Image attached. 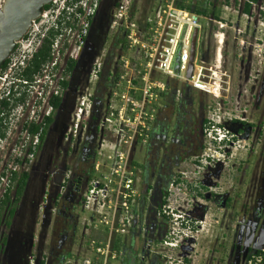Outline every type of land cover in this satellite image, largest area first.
<instances>
[{
	"label": "built area",
	"instance_id": "obj_1",
	"mask_svg": "<svg viewBox=\"0 0 264 264\" xmlns=\"http://www.w3.org/2000/svg\"><path fill=\"white\" fill-rule=\"evenodd\" d=\"M103 1L51 0L15 41V49L0 71V192L3 195L10 192L12 182L16 181L14 175L19 177L32 170L47 119L52 120L49 130L55 125L66 96H73L62 137L69 151L88 132L96 94L103 89L106 96L97 126L99 132L103 131L98 158L82 200L83 209L90 215L84 224L82 241L63 264H113L128 254L132 231L144 230L143 224L135 225L140 179L139 168L133 161L134 147L146 143L154 109L162 96L183 83L213 94L218 74L217 69L212 71V87L206 86L205 67L201 66L204 61L200 57L204 16L180 6L178 0H114L102 34L103 42L76 82L74 76L86 60L91 26ZM214 22L218 29L213 37L220 44L224 36L222 29L228 21L222 18ZM194 31L195 53L191 75L187 77ZM111 37L113 44L109 45ZM43 49L46 58L34 71L33 60ZM218 56L215 54L214 59ZM69 64L73 67L69 68ZM179 91V88L173 90ZM56 100H60L58 107L54 105ZM208 125L206 137L210 145L228 141L216 120H209ZM70 174L66 169L59 184L60 192ZM169 193V206L172 202L176 206L177 198L171 186ZM49 194L45 190L43 204L49 202ZM169 206L161 210L168 217V229L160 245L177 250L178 255L154 252L156 246L145 242L136 253L137 258L144 259V252L148 251L165 258L164 264H187L180 248L192 237L193 223L184 219L182 213L171 211ZM248 262L263 264L254 256ZM30 264H34L33 260Z\"/></svg>",
	"mask_w": 264,
	"mask_h": 264
},
{
	"label": "rangeland",
	"instance_id": "obj_2",
	"mask_svg": "<svg viewBox=\"0 0 264 264\" xmlns=\"http://www.w3.org/2000/svg\"><path fill=\"white\" fill-rule=\"evenodd\" d=\"M249 1L178 0V3L182 5H193L196 8L206 10L202 21L203 34L200 54L204 61L201 66L205 67L206 86L212 87V71L217 69L215 71L218 73L217 75L220 76L222 74V76L220 77L219 96H215L210 92L196 90L188 83L177 84L174 87L175 89L179 88L180 92H183L185 88L192 90L196 94L197 102L203 112H205L206 120L208 122L209 120H216V124L223 127L227 135L226 140H228L217 144V146L210 145L209 139L206 137L209 125L205 126L204 145L202 150L198 152L200 163L192 170V175H185V180L188 184H191V188L188 187L184 194H178L180 198H185L184 202L188 204L181 208L182 216L187 213L192 216L195 213L201 215L198 218L200 220L198 221L200 229L197 228V232L194 231L192 233V237L196 240V245H194L196 256L191 264H249V258L254 256L255 250L264 251V233L262 234L260 231L262 228L259 222H254L253 219L255 208L260 207L264 203V0L252 2L249 12H246L245 6ZM107 2L108 5L106 3L103 6L101 13L94 21L92 37L87 46L88 54L86 55V60L78 67L76 78L82 76V72L85 71L88 62L96 54L97 43L100 42L105 27L104 24L111 8L109 5L110 0ZM3 3L4 0H0V7H2ZM225 4L227 6L226 11H224ZM222 18L228 21V25L222 29L224 36L222 43L219 44L213 37V32L218 29V25L214 20L218 21ZM215 54L219 55L217 60L214 59ZM214 63L216 64L215 67ZM261 77L263 78L260 82L259 79ZM76 78V82L81 79ZM171 95L173 97L178 96L176 93ZM72 106L73 96L68 95L65 97L64 106L56 115L55 125L48 130L41 144L35 169L32 172V168L29 173V179L23 194L15 205L13 223L6 230L3 220L7 216V209L2 211L0 233L6 231L8 237L7 242L0 249V264H6L5 255L9 253L10 247L14 249L16 244H18L22 232L20 223L25 220L26 217L24 216L26 214L24 212L28 209V217H36L37 215L39 225L37 226V232L41 250L46 251L51 239H55L52 228V213H50L48 206L44 208V212L38 213L35 202L38 200V195L44 191L45 182L46 184H55L54 182H57L59 178L58 175L61 174L64 168L68 167L67 163L72 151L67 152L66 144L63 142L62 137ZM229 120H234V122L230 123ZM247 125L252 128L249 129ZM84 135L86 134H83L78 141H85L86 136ZM231 135L235 138L233 143L230 141L232 139ZM92 139L88 141L89 143H85L84 147L75 150V153L77 151L78 153L74 154L73 157L79 162L84 157L81 153L83 148L89 145ZM136 147L137 145H135ZM143 147L139 144L136 149L134 155L136 162L145 158L146 150ZM104 153L107 154L108 152ZM205 157L206 160L204 159ZM219 162L221 163L218 174L219 179L212 177L213 183L208 185L207 181H205L207 178L205 179L203 175L214 171L218 167L217 164ZM45 171L49 173L47 179L44 177ZM41 180H43L42 184ZM200 184L209 189H206L207 191L204 190L203 187H199ZM15 188L16 181L12 182L10 186L11 201L15 198ZM172 192L178 193L177 188H172ZM212 194L217 197L229 196V199L234 201L233 231L226 230V227L229 226L228 212L226 213L225 208L214 203L213 198L211 199L213 197ZM2 196L3 192L1 191L0 202ZM49 198L51 199V196ZM243 202L248 207V219L250 222L244 225H247L246 227L248 228H245L246 231L242 234L238 230V226L241 222L240 209ZM198 207L199 212L197 210ZM89 215V211L83 209L80 211L79 217L78 215L76 217L84 223ZM62 217L64 216H59L55 220L59 219L61 222ZM151 223L154 226L153 239L155 243L152 244L156 246L153 249L154 252L176 257L178 255L177 250H170L160 245L163 237L157 231L159 223L156 216H154ZM61 231L65 233L64 231L66 230L61 228ZM33 233L34 231L27 233L25 236L26 242L10 251L9 264H27V254L33 253V255H36L39 253L40 245L34 242ZM141 234H143L142 230ZM231 247L232 252L230 253ZM129 252L130 250L127 253L129 254ZM128 254L123 256L119 262H114L113 264H164L166 260L145 251L143 261L137 258L139 261L130 262L127 258ZM33 255H31L32 260L34 259L33 263L39 264L40 258L38 256L34 258ZM251 264L254 263L252 262ZM256 264L261 263L256 262Z\"/></svg>",
	"mask_w": 264,
	"mask_h": 264
},
{
	"label": "flooded vegetation",
	"instance_id": "obj_3",
	"mask_svg": "<svg viewBox=\"0 0 264 264\" xmlns=\"http://www.w3.org/2000/svg\"><path fill=\"white\" fill-rule=\"evenodd\" d=\"M107 1L109 0L103 1L99 14L101 13L103 6H105L106 3L108 5ZM113 4L114 0H110L109 5L111 8ZM111 8L109 9V11L111 10ZM103 38V35H101L100 42L97 43L98 46L103 42ZM108 44H113L112 37L108 40ZM14 49L15 45L8 56L4 59L2 65L0 66V71H2L3 68L7 65L8 57L14 51ZM30 64H32V62ZM76 77L77 73L75 74L74 78ZM262 78L263 77L259 79L260 82ZM102 90L103 89H100V92L96 94L97 99L95 100L89 129L87 134L85 135L86 140H79L75 145V148L72 150V152H70L71 156L69 157L70 159L67 163L68 167L64 168L61 174L58 175L59 178L57 182H54L55 184H46L45 182L44 184L43 190L45 191L48 189L50 191L49 197L51 196V199L49 198V202L43 204L42 199L45 193L43 191L37 197L39 202L38 200L35 202L38 213H40L41 211L44 212V208L48 206L50 213H52L53 215L52 228L55 239H51L46 251L41 250V243L39 241V235L37 232V226H39L37 222V215L36 217H28L27 213L29 209L24 212L26 214L24 217L26 218L23 222L21 221L20 223L22 232L18 244H16V247L14 249L22 246L26 242L25 236L31 231H34V242H37L40 245L39 253H37L36 255H33V253L26 255L27 264H30L32 260L31 255H33L34 258H36L37 256L40 258L39 264H63L64 260L74 253V251L78 248L80 242L82 241L85 222L82 223L80 219L76 217V215H78L79 217L80 211L83 210V195L87 189L88 181L94 175V163L98 158L99 139L103 136V131L99 132L97 130V126L101 117V110L104 106L103 101L106 99V96L102 92ZM173 93L176 92H173V90H171L170 92H167L164 96H162L154 109L153 119L151 121L147 141L144 145H141L144 146L143 148H145L146 150L145 158L142 161L136 162L134 160V155L138 145L136 148L134 147L133 150V161L139 168L138 177L140 179V193L137 201L138 219L135 222V225L143 224L144 230L143 234H141V229H137L136 232L135 230L132 231L133 234L131 236L130 252L127 256V258L129 259L128 261L130 262H137L136 260L138 259L136 253L141 251L142 245L145 242H148L151 245L155 243L153 239L154 226L152 225L153 223H151L154 216H156L159 223V226L157 225V231L161 233V237H165L166 231L168 229V217L161 214V210L163 206H169L168 196L170 194V186L171 188H177L178 193H175V195L176 198L180 201L178 202L177 199L175 200V203L177 204L176 206H173L172 202V205H170L172 206L171 211L182 213L181 208L185 205H188L184 202L185 198H180V195L178 194H184V191L188 187L191 188V184H188V182L185 180V175H192V170L196 168L200 163L198 152L203 148L205 126L208 125L209 122L208 120H206L207 117L205 115V112H203L200 104L197 102V97L195 96L196 94H194L192 90H190L189 88H185L183 92L179 91V93H176L178 94V96L176 97H173L171 95ZM229 122L232 123L234 122V120H229ZM235 123H237V121H235ZM247 127L249 129L252 128L249 125H247ZM98 133L100 134L98 135ZM231 136L232 139L230 141L231 143H233L235 141V138H233V135ZM91 138H93L92 142L85 148H83L81 153L84 157H82L79 162V160L73 157L74 154L76 155L78 153V151L75 153V150H79L80 147H84V144L89 143L88 141L91 140ZM66 150L67 152L69 151L67 144ZM36 162L32 172L35 169ZM217 166L218 167L215 168L214 171L210 172L209 174L204 173L205 175H203L205 179L207 178L205 181H207L208 185H211L213 183L211 180L212 177L219 179L218 174L221 168V163L219 162ZM66 169H69L71 171V174L65 182L64 189L60 192L59 184L64 176V172ZM48 176V171H45L44 177H46L47 179ZM42 183L43 180H41V184ZM199 187H203L204 190L209 189L208 187L205 188L201 184ZM198 194L200 195V193ZM212 195L213 197H211V195L209 196L211 197V199L213 198L212 200L214 201V203L218 204V206L222 208H225L226 213L228 212L227 219L229 220V226L226 227V230L233 231L232 221L234 220L235 215V212L233 211L234 201L232 199H229V196L217 197L214 194ZM18 201L14 202L11 206L14 210L12 215H10V212L7 211V216L5 220H3L5 230L10 228L13 223L12 218L15 213V205L18 203ZM197 210L199 212V207ZM240 211L241 222L239 221L240 224L238 226V230H240V233L243 234L246 231L245 228H248L246 227L247 225H244L249 224L250 222V220L248 219V207L245 206V202H243V204L241 205ZM59 216H64L62 217L61 222L59 221V219L55 220V218H58ZM200 216V214L196 213L193 216L190 213L184 215V219L190 220V222L193 223V230L195 232H197V228L200 229V226L198 227V225L195 224V221H200L198 220ZM253 219L254 222H259V225L262 228L260 229V231L263 234L264 203L260 207L255 208V210L253 211ZM30 221L31 223H29ZM61 228L63 230H66L64 231L65 233L61 231ZM7 237L8 234L6 233V231L0 233V249H2L7 242ZM163 238L161 240H163ZM189 239L191 240L190 243H188ZM189 239L185 240V243L187 244H183L180 248V255L181 257H183V261L187 264H191L193 262V258H195L196 256V253L194 252V245H196V240L194 237H191ZM182 247H184V249H182ZM14 249L10 247L9 253L7 251L8 254L5 255V260L7 261L5 262L6 264H9V254L10 251ZM257 250H255L254 252H256ZM231 252L232 247L230 249V253ZM132 255L133 257H131Z\"/></svg>",
	"mask_w": 264,
	"mask_h": 264
},
{
	"label": "water",
	"instance_id": "obj_4",
	"mask_svg": "<svg viewBox=\"0 0 264 264\" xmlns=\"http://www.w3.org/2000/svg\"><path fill=\"white\" fill-rule=\"evenodd\" d=\"M50 2L51 0H4L3 7L0 9V66L14 47L15 41L21 38V36L27 31L31 21L38 17L44 6ZM98 16L99 13L93 20L90 39L92 37L94 21ZM195 39L196 31L193 33L191 42V56L187 77H190L192 71V61L195 53ZM92 58L88 61L91 62ZM190 242L191 240L188 241V243ZM182 249H184V247H182ZM143 252L144 251H142V253ZM141 261H143V258Z\"/></svg>",
	"mask_w": 264,
	"mask_h": 264
},
{
	"label": "trees",
	"instance_id": "obj_5",
	"mask_svg": "<svg viewBox=\"0 0 264 264\" xmlns=\"http://www.w3.org/2000/svg\"><path fill=\"white\" fill-rule=\"evenodd\" d=\"M256 0H250L246 6H245V11L249 12L250 9V5L252 2H255ZM180 6L186 7L189 11L196 13L198 15H202L204 16L206 14V10L202 9V8H196L195 6H186V5H182L180 3H178ZM46 58V50L43 49L42 52H40L39 54H37L33 60V70L36 71L39 67L42 61H44ZM73 64H69V68H72ZM66 85V84H65ZM60 104V100H56L54 102L55 107H58ZM52 122L51 119H47V123H46V128L43 131V135H42V141L45 139L47 131H48V126L50 125V123ZM13 179H16V188H15V198L13 201H11V197H10V192L9 190L3 195V198L0 202V222H1V214L2 211L7 209V211L10 212V215L13 214V208L11 207L12 204L14 202H17L20 197L22 196V193L26 187V183L29 179V175L24 173L22 175H20L19 177L14 175ZM254 257H258L261 259V262L264 264V251L261 250H257L256 252H254Z\"/></svg>",
	"mask_w": 264,
	"mask_h": 264
},
{
	"label": "bare ground",
	"instance_id": "obj_6",
	"mask_svg": "<svg viewBox=\"0 0 264 264\" xmlns=\"http://www.w3.org/2000/svg\"><path fill=\"white\" fill-rule=\"evenodd\" d=\"M2 7H3V4H2ZM0 7V9L2 8ZM102 41V40H101ZM215 83H214V91H213V94L215 96H219L220 95V87H221V81H220V76H216L215 77Z\"/></svg>",
	"mask_w": 264,
	"mask_h": 264
}]
</instances>
